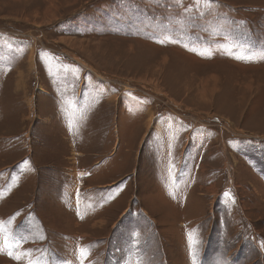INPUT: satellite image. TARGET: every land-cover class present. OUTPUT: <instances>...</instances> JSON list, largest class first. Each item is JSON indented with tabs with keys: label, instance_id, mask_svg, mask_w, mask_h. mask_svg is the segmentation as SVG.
Returning a JSON list of instances; mask_svg holds the SVG:
<instances>
[{
	"label": "rangeland",
	"instance_id": "obj_1",
	"mask_svg": "<svg viewBox=\"0 0 264 264\" xmlns=\"http://www.w3.org/2000/svg\"><path fill=\"white\" fill-rule=\"evenodd\" d=\"M0 264H264V0H0Z\"/></svg>",
	"mask_w": 264,
	"mask_h": 264
},
{
	"label": "bare ground",
	"instance_id": "obj_2",
	"mask_svg": "<svg viewBox=\"0 0 264 264\" xmlns=\"http://www.w3.org/2000/svg\"><path fill=\"white\" fill-rule=\"evenodd\" d=\"M247 49V48H246ZM76 59V58H75ZM80 60V59H79ZM166 60V59H165ZM79 62H81L82 64L86 65V63L83 60H80Z\"/></svg>",
	"mask_w": 264,
	"mask_h": 264
}]
</instances>
